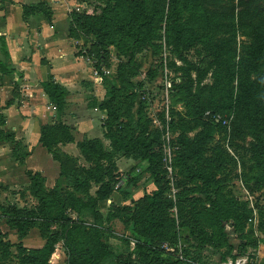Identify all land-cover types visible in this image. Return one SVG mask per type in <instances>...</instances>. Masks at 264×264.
Returning <instances> with one entry per match:
<instances>
[{"label": "rangeland", "instance_id": "rangeland-1", "mask_svg": "<svg viewBox=\"0 0 264 264\" xmlns=\"http://www.w3.org/2000/svg\"><path fill=\"white\" fill-rule=\"evenodd\" d=\"M187 6L210 13L226 23L237 22L235 58L244 54L252 30L264 31V0H188ZM79 11L91 15L96 13L88 0L80 1ZM171 17V13L165 10L164 17L151 28L147 38L134 45L118 33L117 43L107 47L105 62L101 65L103 73L115 79L118 87L117 100L123 112L120 120L126 125L123 132L128 137L137 132L144 133L160 156L163 176L159 185H162L164 196L156 210L159 221L157 245L163 255L173 252L178 264H232L238 257L246 258L245 264H264V128L257 138V128L243 112L227 106L214 111L211 107L206 108L203 116L210 121V134L204 139L203 149L192 164L210 179L205 184L203 179L191 176L190 167L179 160L183 147L181 140L183 135L192 136L200 126L189 114L185 92L177 85L182 81L180 66L189 62L203 64L207 48L204 38H190L186 45L173 47L166 32ZM77 36L82 39L83 53L92 63L96 59L94 52L90 51L93 32L80 27ZM192 75L195 76V70H192ZM212 81V72L208 70L201 81L205 91ZM206 110L212 115L205 114ZM128 113L133 122L141 115L139 126L127 128L132 125L127 121ZM214 113L221 116L216 118ZM18 151L24 153L26 149L21 145ZM168 151L172 161L170 172L164 162ZM80 152L79 149L77 158H65L67 165L77 172L81 166L83 170L92 164ZM15 161L9 171L0 175V203L33 207L38 198L31 190L27 169L32 168L27 164V155L23 160L16 157ZM33 162L37 164V158ZM104 164L109 170L110 181L123 173L126 176L124 184L113 186L106 198L96 201L93 209H82L78 213L70 211V214L103 226V239L107 246L123 257H134L135 264H141L143 257L137 254L132 240L133 228L142 221L138 211L143 208L145 193L156 189L157 182L146 170L147 160L118 154L114 164L108 161ZM59 176V173L54 176L49 172L44 181L45 192L50 193ZM61 179L58 186L66 188L70 185L64 177ZM96 188L97 184L92 183V194L96 193ZM205 189L210 190L217 205L214 206L205 195ZM4 212L0 210V239L4 241L0 245V261L6 264H38L27 262L22 257L32 253L33 247L44 243L45 238L39 234L43 223L37 220V225L31 226L28 234L19 238L17 228L12 224L16 212L11 209ZM216 213H227V216L217 220ZM58 227L59 222L50 225V229ZM152 257L150 264H159ZM39 262L67 264L62 241H55L52 251L47 256L40 255Z\"/></svg>", "mask_w": 264, "mask_h": 264}, {"label": "trees", "instance_id": "trees-1", "mask_svg": "<svg viewBox=\"0 0 264 264\" xmlns=\"http://www.w3.org/2000/svg\"><path fill=\"white\" fill-rule=\"evenodd\" d=\"M88 1L91 2L96 13L91 15L84 11H71L69 32L77 35V29L82 27L94 34L90 51L96 55L92 65L99 73L105 88L104 97L99 105L106 110L103 135L108 143L105 144L99 137L77 140L76 144L83 156L92 161L90 166L83 167V170L81 166L80 171L77 172L67 165L66 157L55 147L59 141L73 140L74 136L68 125L62 121L43 124L40 141L51 152L53 158L58 160L60 178L57 179V184L50 193H47L43 188L45 176L39 170L27 169L31 178V190L38 198L37 204L33 207H17L0 203V210L3 214L8 209L16 212L12 224L16 226L19 238L28 234L29 228L37 225V220L43 223L44 227H40L39 234L45 238V241L41 246L33 247L32 253L23 255L22 259L27 262L39 264L40 255L47 256L52 251L54 242L61 240L67 264H135L134 257L130 255L123 257L107 246L103 239V226L89 220L74 218L70 211L78 213L82 209H93L98 199L109 195L116 178L113 183L108 178L109 170L106 169L105 161L114 164V158L118 154L137 160L144 159L148 161L146 170L153 175L157 188L145 193L143 208L138 211L142 221L138 227L133 228L134 247L137 254L143 257L141 264H150L151 256H154L152 260L159 264L163 262L178 264L173 252L168 251L163 255L157 245L156 232L159 221L156 210L160 207L164 196L162 185H159L163 176L160 156L155 153L152 141L144 133L137 132L128 137L123 132V127L126 125L120 120L123 112L117 100L116 81L101 70L107 47L117 43L118 33L123 34L132 45L145 40L151 28L164 17L165 10L172 16L166 32L168 42L173 47L186 45L190 38H204L207 48L205 62L201 65L189 62L185 66H180L182 81L177 86L185 92L188 112L194 116L195 124L200 128L192 136L183 135L179 160L190 167L191 176L199 177L208 184L210 177L194 168L192 164L203 149L204 139L210 134V121L204 118V110L209 107L213 111L221 110V107L227 106L243 112L257 128L255 131L257 138L260 136L259 131L264 128V31L252 30L249 33L251 40L244 54L235 58L237 22L226 23L215 19L210 13L200 12L198 8L189 9L188 0ZM192 70H195V76L192 75ZM208 70L212 72L213 81L205 91L201 81ZM0 71L21 76L19 69L9 60L7 45L1 34ZM41 84L49 101L55 106L57 114H61L66 107L68 88L51 77ZM140 116L139 114L138 119L133 122L128 113L127 121L132 125L127 128L133 129L134 125L139 126ZM3 122L4 116L0 113V125ZM4 133L0 128V139L14 140L13 154L23 160L28 151L19 152L20 141L15 140L11 133ZM61 177L70 184L68 187L58 186V182L62 181ZM92 183L97 184L95 194L90 191ZM56 189H58L57 193H55ZM204 193L214 206L217 205V200L212 197L209 189H205ZM216 210L219 212V209ZM19 211L23 213H17ZM215 216L219 220L227 216V213L224 215L216 213ZM53 222H59V227L50 229ZM125 240L129 241L127 238ZM3 242L0 239V245ZM0 264L6 263L0 261Z\"/></svg>", "mask_w": 264, "mask_h": 264}, {"label": "crops", "instance_id": "crops-1", "mask_svg": "<svg viewBox=\"0 0 264 264\" xmlns=\"http://www.w3.org/2000/svg\"><path fill=\"white\" fill-rule=\"evenodd\" d=\"M80 1L0 0V34L9 60L21 72L17 77L0 71V113L4 116L0 128L20 141L28 151L29 167L46 178L49 172L58 174L59 162L41 144L43 124L62 121L68 125L73 140L55 145L67 159L79 155L77 140L99 137L107 142L103 135L106 110L99 105L105 88L83 53L82 39L69 32L71 11H79ZM50 77L68 88L66 107L59 115L41 84ZM13 145L12 139H0V175L16 163Z\"/></svg>", "mask_w": 264, "mask_h": 264}, {"label": "built area", "instance_id": "built-area-1", "mask_svg": "<svg viewBox=\"0 0 264 264\" xmlns=\"http://www.w3.org/2000/svg\"><path fill=\"white\" fill-rule=\"evenodd\" d=\"M95 72H97L96 69H95ZM205 114L212 115L211 111H209V110H206ZM214 114H215L216 118L221 116L219 113H214ZM164 162L166 163V167H167L168 171L170 172L172 169V161H171V155H170L169 151L164 155ZM125 178H126V176L123 173H120L119 175H117L115 182H114V186L119 187V186L123 185ZM245 261H246V258L238 257L235 259V261L232 264H245Z\"/></svg>", "mask_w": 264, "mask_h": 264}]
</instances>
